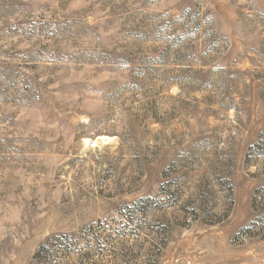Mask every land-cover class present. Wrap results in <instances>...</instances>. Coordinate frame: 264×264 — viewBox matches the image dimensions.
I'll list each match as a JSON object with an SVG mask.
<instances>
[{"label":"rangeland","instance_id":"obj_1","mask_svg":"<svg viewBox=\"0 0 264 264\" xmlns=\"http://www.w3.org/2000/svg\"><path fill=\"white\" fill-rule=\"evenodd\" d=\"M0 264H264V0H0Z\"/></svg>","mask_w":264,"mask_h":264},{"label":"trees","instance_id":"obj_2","mask_svg":"<svg viewBox=\"0 0 264 264\" xmlns=\"http://www.w3.org/2000/svg\"><path fill=\"white\" fill-rule=\"evenodd\" d=\"M44 249H45V246L42 245V246H41V247L35 252V258H37V257L40 255L41 251L44 250Z\"/></svg>","mask_w":264,"mask_h":264}]
</instances>
